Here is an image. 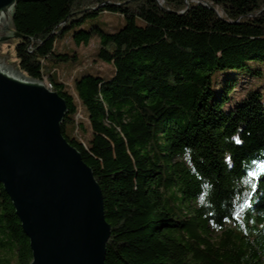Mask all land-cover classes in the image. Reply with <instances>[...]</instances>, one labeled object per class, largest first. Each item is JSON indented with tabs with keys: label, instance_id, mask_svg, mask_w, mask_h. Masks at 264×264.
<instances>
[{
	"label": "trees",
	"instance_id": "trees-1",
	"mask_svg": "<svg viewBox=\"0 0 264 264\" xmlns=\"http://www.w3.org/2000/svg\"><path fill=\"white\" fill-rule=\"evenodd\" d=\"M103 12L124 25L105 30ZM14 29L18 69L65 100L63 134L102 189L107 264H264V92L237 78L264 63V0H17ZM67 31L97 37L110 75L82 66L71 91L52 65L76 56L57 49ZM32 259L0 182V264Z\"/></svg>",
	"mask_w": 264,
	"mask_h": 264
},
{
	"label": "water",
	"instance_id": "water-1",
	"mask_svg": "<svg viewBox=\"0 0 264 264\" xmlns=\"http://www.w3.org/2000/svg\"><path fill=\"white\" fill-rule=\"evenodd\" d=\"M16 5L0 0V46L20 36ZM67 111L44 80L13 71L0 53V182L30 238V264H107L103 192L63 134Z\"/></svg>",
	"mask_w": 264,
	"mask_h": 264
},
{
	"label": "rangeland",
	"instance_id": "rangeland-1",
	"mask_svg": "<svg viewBox=\"0 0 264 264\" xmlns=\"http://www.w3.org/2000/svg\"><path fill=\"white\" fill-rule=\"evenodd\" d=\"M94 22L97 24H100L102 28H104L107 31H117L120 29L124 23L125 19L120 16L117 13L112 12H103L99 14L95 19ZM83 28L89 29L90 25L89 23H86L83 25ZM80 29V27L77 28V30ZM97 37H93L91 39V42L87 45L84 43L77 44L75 40L72 37V33L70 31H67L64 36L58 38L57 41V49L58 51H64L69 52L70 54H75L73 58H69L67 61L60 62L58 64H52L55 65L56 68H58L64 77V79L67 81L69 88L72 92H74V77L80 76L81 73V67L87 66L88 70L87 72L93 73L95 75H102V76H108L111 73V70L114 69V65L101 61V60H94L95 59V52L93 51L94 45L97 44ZM10 43H4L2 46H0V53L3 55V60L5 65H7L10 69L13 71H19L17 64H16V56L14 47L8 46ZM4 53V54H3ZM261 69V73H255L253 70L255 69ZM49 71H53V69H49ZM73 74V75H69ZM57 77L58 74H55ZM225 75H218L214 79V86L216 87L222 80L225 78ZM238 78V85L239 86H246L249 88H260L264 92V63L257 64L252 67L251 70L245 69L241 70L237 76ZM46 85L51 91L53 90L52 85L47 81H45ZM264 100V96H263ZM72 134V133H71ZM74 135H77V132L73 133ZM79 134H84L83 128H80ZM87 134L94 135L96 137L97 143L102 147L103 143L100 140V131L97 129L96 126H89L88 125V131ZM87 157L89 159L96 158L97 155L92 150H87Z\"/></svg>",
	"mask_w": 264,
	"mask_h": 264
},
{
	"label": "snow or ice",
	"instance_id": "snow-or-ice-1",
	"mask_svg": "<svg viewBox=\"0 0 264 264\" xmlns=\"http://www.w3.org/2000/svg\"><path fill=\"white\" fill-rule=\"evenodd\" d=\"M237 143H242L241 141H239V138H235ZM251 175L254 176L255 179L258 180V175L255 174V173H251ZM245 183H248V181H245ZM251 188H252V191L254 192L255 189H256V184L255 183H252L251 184ZM251 204H252V201H251V193H246L245 194V200L243 202L242 205H239L240 207H251ZM234 215H236L237 219H239V214L238 213H234ZM243 226V225H242Z\"/></svg>",
	"mask_w": 264,
	"mask_h": 264
},
{
	"label": "built area",
	"instance_id": "built-area-1",
	"mask_svg": "<svg viewBox=\"0 0 264 264\" xmlns=\"http://www.w3.org/2000/svg\"><path fill=\"white\" fill-rule=\"evenodd\" d=\"M46 81V80H45ZM47 82V81H46Z\"/></svg>",
	"mask_w": 264,
	"mask_h": 264
}]
</instances>
